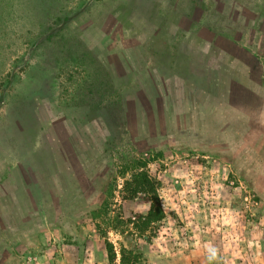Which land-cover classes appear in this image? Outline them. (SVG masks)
I'll use <instances>...</instances> for the list:
<instances>
[{
	"label": "rangeland",
	"instance_id": "rangeland-1",
	"mask_svg": "<svg viewBox=\"0 0 264 264\" xmlns=\"http://www.w3.org/2000/svg\"><path fill=\"white\" fill-rule=\"evenodd\" d=\"M122 247L264 264V0H0V264Z\"/></svg>",
	"mask_w": 264,
	"mask_h": 264
},
{
	"label": "trees",
	"instance_id": "trees-1",
	"mask_svg": "<svg viewBox=\"0 0 264 264\" xmlns=\"http://www.w3.org/2000/svg\"><path fill=\"white\" fill-rule=\"evenodd\" d=\"M160 183L152 178L146 171L133 173L129 181L124 184V189L130 193L128 199H134L137 195L143 194L149 201V210L146 215L141 217L142 224L136 225L135 228L141 232H145L153 223L163 220L165 214L162 209L159 197ZM105 249L108 259L113 262L116 259V252L112 243L105 241ZM137 247L127 249L122 247L120 253V264H142V256L137 253Z\"/></svg>",
	"mask_w": 264,
	"mask_h": 264
}]
</instances>
